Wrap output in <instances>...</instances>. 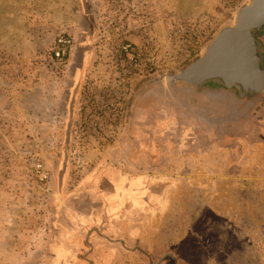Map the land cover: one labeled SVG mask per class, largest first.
<instances>
[{"label":"rangeland","instance_id":"obj_1","mask_svg":"<svg viewBox=\"0 0 264 264\" xmlns=\"http://www.w3.org/2000/svg\"><path fill=\"white\" fill-rule=\"evenodd\" d=\"M251 2L0 0V264H264V92L170 84Z\"/></svg>","mask_w":264,"mask_h":264},{"label":"water","instance_id":"obj_2","mask_svg":"<svg viewBox=\"0 0 264 264\" xmlns=\"http://www.w3.org/2000/svg\"><path fill=\"white\" fill-rule=\"evenodd\" d=\"M264 36V0H252L241 9L236 24L224 29L205 55L170 84L182 83L194 89L205 87L236 90L240 98L264 92V59L260 38Z\"/></svg>","mask_w":264,"mask_h":264},{"label":"built area","instance_id":"obj_3","mask_svg":"<svg viewBox=\"0 0 264 264\" xmlns=\"http://www.w3.org/2000/svg\"><path fill=\"white\" fill-rule=\"evenodd\" d=\"M74 46L75 41L69 34L62 33L55 39L50 49V59L53 69L58 73L59 71L64 73ZM120 51L127 57V60L133 63H138L143 55L140 50H135L130 43H124ZM38 168L40 169L41 166H38Z\"/></svg>","mask_w":264,"mask_h":264},{"label":"flooded vegetation","instance_id":"obj_4","mask_svg":"<svg viewBox=\"0 0 264 264\" xmlns=\"http://www.w3.org/2000/svg\"><path fill=\"white\" fill-rule=\"evenodd\" d=\"M260 43H261L262 54H263V59H264V37L260 38ZM64 73H66V72H64ZM170 258H173V257H170Z\"/></svg>","mask_w":264,"mask_h":264},{"label":"crops","instance_id":"obj_5","mask_svg":"<svg viewBox=\"0 0 264 264\" xmlns=\"http://www.w3.org/2000/svg\"><path fill=\"white\" fill-rule=\"evenodd\" d=\"M262 37H264V36H262Z\"/></svg>","mask_w":264,"mask_h":264}]
</instances>
